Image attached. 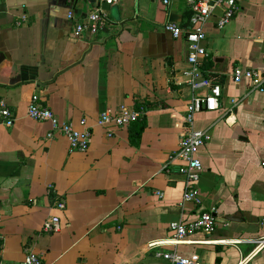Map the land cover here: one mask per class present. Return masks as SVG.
<instances>
[{"label":"crops","instance_id":"1","mask_svg":"<svg viewBox=\"0 0 264 264\" xmlns=\"http://www.w3.org/2000/svg\"><path fill=\"white\" fill-rule=\"evenodd\" d=\"M164 1L119 0L104 10L103 1L0 0V98L16 119L0 128V264H22L28 252L44 264H165L156 253L172 251L198 254L202 264H264V246L251 243L264 238V93L233 81L238 67L264 68V0H236L240 10L223 29L222 8L204 25L202 71L223 94L218 110L194 120L211 135L197 154L200 207L184 202L173 157L188 131V104L207 90L185 83L188 43L165 31L168 22L191 27L188 0ZM100 8L104 29L76 37L77 23ZM36 94L61 122L83 131L87 121L86 152L72 151L59 132L48 138L50 122L28 116ZM121 106L144 108L140 137L135 123L112 137L98 125ZM210 210L211 236L151 248L172 237V222ZM53 216L62 230L46 234Z\"/></svg>","mask_w":264,"mask_h":264},{"label":"built area","instance_id":"2","mask_svg":"<svg viewBox=\"0 0 264 264\" xmlns=\"http://www.w3.org/2000/svg\"><path fill=\"white\" fill-rule=\"evenodd\" d=\"M109 6H114L119 3V0H102ZM169 0H165L164 4H168ZM188 4L193 12L191 18V27L185 32L180 25L174 22H168L165 25V31L168 32L174 39L184 37L188 43L189 68L182 72L185 78V83L192 92L200 89L207 90L205 96H195L187 107V116L185 118L188 125V131L182 138L179 150L174 155V159L181 162L179 173L184 177L185 193L184 202H191L195 206H202L203 198L197 188V184L201 177L203 169L202 162L197 157L200 149L204 147L210 140L209 131L197 130L194 128L195 116L202 111H216L220 107V99L222 97V87L219 84L212 82L204 77L202 71L203 61L209 56L204 42L207 38V33L204 30L208 18L214 10L222 8L223 15L218 22V28H225L237 15L240 7L236 0H188ZM68 18L74 19V14L69 13ZM24 20L26 18L24 17ZM108 23L107 14L103 9H98L91 12L85 19L77 23L74 34L76 37H81L85 34L92 36L97 35ZM243 80L252 81L254 90L264 93V68L256 70H246L238 67L234 70L233 81L240 83ZM235 103V101H233ZM145 114L144 108L134 109L127 106H121L115 112H104L99 116L98 125L108 128L109 137H112L113 128H124L141 119ZM28 116L31 119L50 122L52 131L48 134V138H53L55 132L61 133L67 138L70 149L72 151L86 152L91 143L92 131L87 126L85 119L81 120L80 125L84 128L83 131L77 130L72 123L61 122L58 117L48 108L40 105V97L36 94L32 97L28 107ZM15 117L10 110L5 100L0 98V128H11L15 124ZM159 196H163L159 193ZM58 208L63 210L65 204H58ZM217 218L215 210L202 211L199 217L190 223L174 221L170 224L172 237L151 244V248H159L165 246H177L186 242L187 238L196 234L203 233L211 236L215 231ZM62 230V222L59 216H53L48 219L43 225V231L46 234L59 233ZM257 244L258 247L264 246V238L257 241H251ZM156 257L162 259L165 264H202V259L198 254L191 256H183L177 251L172 252H157ZM22 264H44L43 258L33 252H28Z\"/></svg>","mask_w":264,"mask_h":264},{"label":"trees","instance_id":"3","mask_svg":"<svg viewBox=\"0 0 264 264\" xmlns=\"http://www.w3.org/2000/svg\"><path fill=\"white\" fill-rule=\"evenodd\" d=\"M134 123H133L134 125H138V134H137V136L140 137L141 134L143 133L144 127H145L144 118L142 117L141 119H139L138 121H136Z\"/></svg>","mask_w":264,"mask_h":264},{"label":"water","instance_id":"4","mask_svg":"<svg viewBox=\"0 0 264 264\" xmlns=\"http://www.w3.org/2000/svg\"><path fill=\"white\" fill-rule=\"evenodd\" d=\"M93 2H97L98 3V1H99V3H101L102 2V0H92ZM101 1V2H100ZM102 8L104 9V10H108L109 9V5L107 4V3H103L102 5ZM4 59H5V56L2 54L1 56H0V64L4 61Z\"/></svg>","mask_w":264,"mask_h":264}]
</instances>
